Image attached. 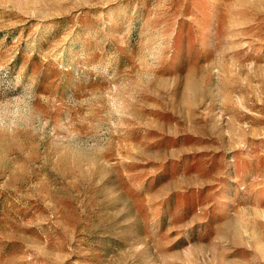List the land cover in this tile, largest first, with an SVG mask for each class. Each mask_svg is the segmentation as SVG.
<instances>
[{
	"label": "rangeland",
	"instance_id": "374dc122",
	"mask_svg": "<svg viewBox=\"0 0 264 264\" xmlns=\"http://www.w3.org/2000/svg\"><path fill=\"white\" fill-rule=\"evenodd\" d=\"M0 264H264V0H0Z\"/></svg>",
	"mask_w": 264,
	"mask_h": 264
}]
</instances>
